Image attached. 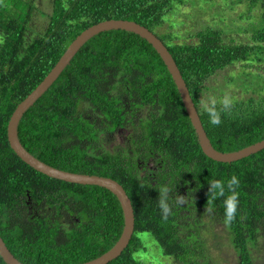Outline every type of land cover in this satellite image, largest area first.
<instances>
[{
    "label": "trees",
    "instance_id": "trees-1",
    "mask_svg": "<svg viewBox=\"0 0 264 264\" xmlns=\"http://www.w3.org/2000/svg\"><path fill=\"white\" fill-rule=\"evenodd\" d=\"M183 1L51 0L52 11L42 12L47 23L39 28L33 23L39 0H0V234L22 262L82 263L109 250L123 231V209L113 192L43 174L8 140L16 106L87 27L117 18L154 31L177 62L218 150L264 139V94L225 102L203 96L219 71L264 61V0H248L261 9L252 28H246L252 32L248 43L227 40L224 29L210 25L192 33L196 39L190 42L159 35L175 3ZM122 130L125 139L110 146L107 137ZM18 134L50 165L109 176L124 186L135 230L122 254L107 264H148L144 254L153 242L145 233L175 264H222L220 244H210L221 226L237 264H256L254 254L264 245V149L232 162L207 156L170 71L140 35L114 29L89 39L24 113ZM150 158L156 170L149 168ZM165 188L171 208L167 220L159 204ZM232 197L236 212L227 223ZM0 264H7L1 255Z\"/></svg>",
    "mask_w": 264,
    "mask_h": 264
},
{
    "label": "water",
    "instance_id": "water-1",
    "mask_svg": "<svg viewBox=\"0 0 264 264\" xmlns=\"http://www.w3.org/2000/svg\"><path fill=\"white\" fill-rule=\"evenodd\" d=\"M114 29H122L140 35L142 38L146 39L150 44H152V46L160 54L181 94L185 108L197 133L199 143L203 152L207 156L218 161L232 162L264 149V139L234 151H220L215 148L207 134L198 109L191 96L189 87L172 53L170 52L166 43L147 26L135 20L111 18L102 20L87 27L69 44V46L66 48L53 68L44 77V79L26 96V98H24L16 106L7 126L8 140L12 149L24 162L29 164L37 171L67 182L95 184L102 186L113 192L118 197L124 213V226L120 238L109 250H107L102 255L77 264H107L122 254V252L130 243L135 230V213L133 203L124 186L112 177L68 171L50 165L39 159L22 144L21 140L19 139L18 128L24 113L58 79L60 74L70 64L71 60L79 51V49L93 36L103 31ZM0 255L7 264H26L13 254L1 234Z\"/></svg>",
    "mask_w": 264,
    "mask_h": 264
},
{
    "label": "rangeland",
    "instance_id": "rangeland-1",
    "mask_svg": "<svg viewBox=\"0 0 264 264\" xmlns=\"http://www.w3.org/2000/svg\"><path fill=\"white\" fill-rule=\"evenodd\" d=\"M40 10L33 16V23L41 28L47 23L42 12H51V0H39ZM42 10V11H41ZM259 6L250 7L248 0H184L175 3L167 15L166 22L157 29L159 35L171 33L178 42H190L195 37L190 36L195 31L208 25L224 29L226 39H236L248 43L251 41V22L260 17ZM208 89L204 91L205 101H235L249 97H261L264 94V61L238 62L219 71L207 82ZM127 133H112L107 137L111 140L110 146L120 144ZM224 227H217L211 247L217 242L220 244L218 254L223 258L222 264H237L234 249L229 242L228 234L223 232ZM149 242H153L144 254V261L148 264H175L172 256L164 255L160 246L149 233L143 234ZM211 238V236L209 237ZM151 240V241H150ZM158 245V247L156 245ZM160 249V250H159ZM256 264H264V245L254 254Z\"/></svg>",
    "mask_w": 264,
    "mask_h": 264
},
{
    "label": "clouds",
    "instance_id": "clouds-1",
    "mask_svg": "<svg viewBox=\"0 0 264 264\" xmlns=\"http://www.w3.org/2000/svg\"><path fill=\"white\" fill-rule=\"evenodd\" d=\"M218 120H213V123H218ZM233 182L234 183H238L235 178H233ZM167 194H168V190L162 189L161 190V198L159 200V204L160 207L162 209L163 212V219L167 220L168 215L171 212V208L169 206V204L167 203ZM180 203H182L183 201H178ZM235 212H236V201H235V197H232L229 202H228V208H227V217H226V222L230 223L234 217H235Z\"/></svg>",
    "mask_w": 264,
    "mask_h": 264
},
{
    "label": "flooded vegetation",
    "instance_id": "flooded-vegetation-1",
    "mask_svg": "<svg viewBox=\"0 0 264 264\" xmlns=\"http://www.w3.org/2000/svg\"><path fill=\"white\" fill-rule=\"evenodd\" d=\"M146 161H147V164L149 165V168H151V170H153V169H155V161H154V159H152V158H150L149 160H147L146 159ZM145 162H142V165L144 164ZM141 165V166H142ZM145 165V164H144ZM142 169H144V167H142ZM156 170V169H155ZM155 172V171H154ZM154 172H152V173H154Z\"/></svg>",
    "mask_w": 264,
    "mask_h": 264
}]
</instances>
